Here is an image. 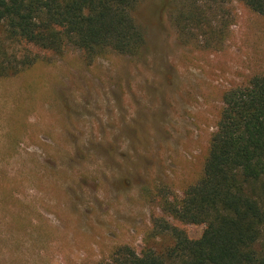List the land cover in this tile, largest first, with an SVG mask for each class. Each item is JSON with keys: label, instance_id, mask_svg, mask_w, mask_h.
<instances>
[{"label": "rangeland", "instance_id": "rangeland-1", "mask_svg": "<svg viewBox=\"0 0 264 264\" xmlns=\"http://www.w3.org/2000/svg\"><path fill=\"white\" fill-rule=\"evenodd\" d=\"M132 17L136 55L4 42L36 62L0 78V264L166 253L155 221L200 238L165 203L201 178L223 94L264 72V17L238 0H138Z\"/></svg>", "mask_w": 264, "mask_h": 264}, {"label": "trees", "instance_id": "trees-1", "mask_svg": "<svg viewBox=\"0 0 264 264\" xmlns=\"http://www.w3.org/2000/svg\"><path fill=\"white\" fill-rule=\"evenodd\" d=\"M264 17V0H238ZM138 0H0V78L36 62L12 63L4 42L44 50L79 49L87 62L112 51L136 55L144 37L132 13ZM201 178L183 198L165 203L177 220L204 225L193 240L170 224L154 228L174 239L166 253L119 247L98 264H264V72L227 90Z\"/></svg>", "mask_w": 264, "mask_h": 264}]
</instances>
